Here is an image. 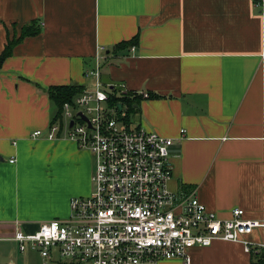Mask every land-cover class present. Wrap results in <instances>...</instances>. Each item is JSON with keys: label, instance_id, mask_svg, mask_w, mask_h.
<instances>
[{"label": "crops", "instance_id": "0c3cea01", "mask_svg": "<svg viewBox=\"0 0 264 264\" xmlns=\"http://www.w3.org/2000/svg\"><path fill=\"white\" fill-rule=\"evenodd\" d=\"M29 25L39 32L0 65V264H78L21 253L13 239L66 219L70 200L91 192L90 152L64 130L45 133L56 112L47 90L90 88L97 62L101 82L125 93L130 122L174 140L171 191L194 190L221 219L236 208L264 218V0H0V54ZM245 240L261 244L264 230ZM252 251L216 241L189 256L264 264V250Z\"/></svg>", "mask_w": 264, "mask_h": 264}, {"label": "built area", "instance_id": "2783aa9c", "mask_svg": "<svg viewBox=\"0 0 264 264\" xmlns=\"http://www.w3.org/2000/svg\"><path fill=\"white\" fill-rule=\"evenodd\" d=\"M260 1L254 0L256 6ZM86 76L92 86L63 105L61 120L50 124L45 136L55 140L64 130L79 149L90 152L91 192L70 200L66 219L44 222L32 234L16 231L13 240L21 253L35 250L45 260L56 254L78 264H159L171 259L191 264V249L216 241L241 244L247 253L264 250V241L253 245L245 240L264 230V218L246 219L236 208L221 219L194 190L171 191L169 148L174 140L130 122L119 98L125 93L101 82L98 62ZM41 135L35 131L31 137Z\"/></svg>", "mask_w": 264, "mask_h": 264}, {"label": "trees", "instance_id": "16d2710c", "mask_svg": "<svg viewBox=\"0 0 264 264\" xmlns=\"http://www.w3.org/2000/svg\"><path fill=\"white\" fill-rule=\"evenodd\" d=\"M39 32L38 27L34 25H29L22 28L21 34L18 38L9 40L4 50L0 54V65L2 62L11 54L12 48L21 40L26 37L36 35ZM135 40L129 42H123L116 46L115 49H125L131 46ZM83 88L77 85H67V86H53L47 90L49 100L53 103L56 108V112L52 117L51 124L61 120L62 118V108L65 103H73L76 96L82 92ZM120 98V97H119ZM114 99V98H113ZM121 99V98H120ZM137 97L130 98V106L136 104ZM123 101V100H122ZM261 260V258H257ZM62 264V263H59Z\"/></svg>", "mask_w": 264, "mask_h": 264}, {"label": "rangeland", "instance_id": "374dc122", "mask_svg": "<svg viewBox=\"0 0 264 264\" xmlns=\"http://www.w3.org/2000/svg\"><path fill=\"white\" fill-rule=\"evenodd\" d=\"M132 119V118H131ZM94 169V168H93ZM86 197V196H85ZM54 259V261H58V256H56L55 258H53ZM60 260V259H59ZM81 264H88V263H81Z\"/></svg>", "mask_w": 264, "mask_h": 264}, {"label": "water", "instance_id": "95a60500", "mask_svg": "<svg viewBox=\"0 0 264 264\" xmlns=\"http://www.w3.org/2000/svg\"><path fill=\"white\" fill-rule=\"evenodd\" d=\"M70 125H72V123H70Z\"/></svg>", "mask_w": 264, "mask_h": 264}]
</instances>
